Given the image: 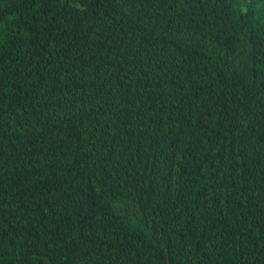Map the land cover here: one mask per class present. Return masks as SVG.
I'll return each mask as SVG.
<instances>
[{
    "label": "trees",
    "instance_id": "obj_1",
    "mask_svg": "<svg viewBox=\"0 0 264 264\" xmlns=\"http://www.w3.org/2000/svg\"><path fill=\"white\" fill-rule=\"evenodd\" d=\"M0 264H264V0H0Z\"/></svg>",
    "mask_w": 264,
    "mask_h": 264
}]
</instances>
